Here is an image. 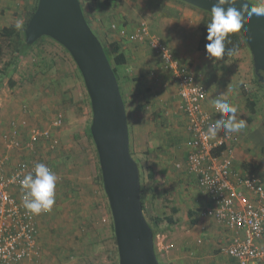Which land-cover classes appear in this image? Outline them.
<instances>
[{"label": "rangeland", "instance_id": "obj_1", "mask_svg": "<svg viewBox=\"0 0 264 264\" xmlns=\"http://www.w3.org/2000/svg\"><path fill=\"white\" fill-rule=\"evenodd\" d=\"M21 1L0 0V33L4 27L16 25L17 21H22L20 30L24 27L27 16ZM248 1L260 7L255 0ZM80 2L92 30L106 48L118 41L125 50L127 44L124 42H126L142 46L141 48L149 50L148 54H150L151 48L147 44L133 43L129 38H122L112 28V25L116 24L119 27H125L128 32H133L144 15L148 17L144 20L151 29L163 37V34L150 22L153 17L149 12L143 13L138 9L142 6H139V0H112L109 4H106L104 0H80ZM199 11L204 16V13ZM36 43L25 56L17 61V53L14 52V46H11L10 40L0 38V44L3 46V57L0 60V110L7 96L15 95V92L19 90L18 93L24 97L31 88L33 92L36 91L38 97L42 92L48 96L46 105L51 115L48 122L51 119L54 120L58 114H63L65 117L64 125L54 130L55 135L61 131L60 134L58 133L60 146L57 149V160L53 170L57 177L55 204L52 210L40 219L39 240L43 254L37 264H119L113 218L100 174L99 157L93 139L87 135L93 114L83 77L72 56L62 45L49 37L41 38ZM168 47L172 50L170 46ZM154 56H157L156 53ZM175 56L179 59L176 54ZM223 58L225 60L221 64L227 67L224 76L230 75V79L226 80V88H237L246 95V98L255 102L254 113L250 111L247 103L244 104V100L239 103L241 118L249 124L250 129L246 130L251 132L254 127L264 125V83L261 86L255 81L253 58L249 48L245 47L236 55ZM13 61H16L14 65L11 64ZM143 63L138 70H134L128 63L119 67L120 86L127 102L130 133L132 130L131 151L133 158L141 167L144 214L147 221L157 230L159 229L155 241L156 252L161 264H177L173 258L175 250L171 248L170 252H166L165 247L181 239L178 222H182L184 214L182 216L181 213H184L194 200L191 197L194 185L190 187L189 194L184 199L183 186L179 182V173L182 175L183 172L174 167L173 165L177 162L167 156L168 153H174L176 149L171 146L165 149L161 144V141H164L161 140V136L167 130L170 136L173 133L169 120L174 121L177 118V112L175 113L177 108H170L163 101L161 94H155L156 96L152 97L153 94L149 90L152 88L146 89L143 93L141 90H136L135 93L125 90L133 71L141 75L145 72ZM155 68L154 72L159 71L157 77L160 81L153 82L162 89L169 74L163 70V66L158 69L156 65ZM156 92L160 90L157 89ZM25 104L30 107L28 101H22L20 107ZM178 113L180 114L179 111ZM37 126V128L42 127L41 124ZM27 131L25 129V132ZM250 144L252 148L247 153L258 158L256 164H250L253 170L255 168L256 176L264 182V144L259 146L253 141ZM40 156L46 161L45 154ZM165 159L168 160L164 164ZM170 162L172 167L169 166ZM154 164L157 168L164 167L167 170L168 180H164L161 171L155 169ZM151 170L159 171L155 180L149 178ZM82 206L88 211L86 218L90 217L87 218L89 223L94 224L92 226L94 229L87 230L96 234L94 239L96 241L93 243L91 239L89 245L82 242V218H84ZM174 207L179 209L177 214L172 212ZM166 215L173 217L176 223L171 225L166 220L156 223L157 219L164 218ZM85 225L87 227V224ZM91 245H94L96 249H91ZM87 246H90V250L94 253L88 252ZM185 261L186 263L182 264H197Z\"/></svg>", "mask_w": 264, "mask_h": 264}, {"label": "built area", "instance_id": "obj_2", "mask_svg": "<svg viewBox=\"0 0 264 264\" xmlns=\"http://www.w3.org/2000/svg\"><path fill=\"white\" fill-rule=\"evenodd\" d=\"M112 28L122 38L147 44L159 55L163 70L169 74L164 86L175 87L181 100L179 112L187 119L190 135L185 169L196 176L199 187L214 206L204 210L203 215L232 231L226 236L220 253L238 264H264V183L255 174L238 172L232 155L224 157L226 147L235 140L232 133L220 132L215 139L208 137L209 126L221 118L216 109L210 111L205 104L208 88L159 35L151 32L146 22H141L133 32L116 24ZM64 122L63 114H58L49 128L41 129L30 127L23 119L20 124L12 123V131L3 135L7 149L26 151V156L10 169L8 159L0 161V264H34L41 258L39 221L48 212L35 215L24 208L25 190L21 181L29 173L34 175L37 163L45 164L53 172L54 167L44 161L40 150L58 148L59 141L53 131ZM18 125L28 131L18 130ZM21 135L27 139L22 140ZM222 147L225 149L221 153L216 152ZM178 168L183 169V166L180 164ZM171 248L173 245L168 244L166 252Z\"/></svg>", "mask_w": 264, "mask_h": 264}, {"label": "crops", "instance_id": "obj_3", "mask_svg": "<svg viewBox=\"0 0 264 264\" xmlns=\"http://www.w3.org/2000/svg\"><path fill=\"white\" fill-rule=\"evenodd\" d=\"M139 1V6H142L138 9H140L143 13L149 12L151 17H153V19L150 17V22L157 31L163 34V37H161L163 38V42L172 48L173 52L184 64L190 66L197 78L208 88L209 97L205 103L208 109L213 111L215 109L214 101L217 98H220L228 102L236 109L235 116L237 122L241 119L244 120L241 118V106L239 103L244 100V104H246L248 98H246V95L237 88H226V80L230 79V75L228 77L224 76L227 71V67L222 65L221 62L225 59L222 58L217 61L215 58H210L208 54L198 50V43L201 38L200 25L204 17L203 14L200 13L199 9L178 0ZM255 1L260 5V7L264 6V0ZM34 2L35 0L21 1L23 10L26 12V16L28 15V12L33 9ZM137 6L138 5L136 4V7ZM145 17L148 18L144 15L141 22H146L144 20ZM149 28L152 33L159 35L155 30L151 29L150 25ZM124 43L127 45L125 46L126 49H123V51L128 58V65L130 67L134 70H138L141 63L145 62L142 65V67L144 66L143 68H145V72L141 75L139 73L136 74L133 71L132 77L128 79V82L126 83L125 90L129 93L130 91L135 93L136 90H141L143 93L146 89L152 88L149 89L153 94L152 97H154L155 94H161L160 96L163 101H165L170 108H177V110L175 109V113L177 112V118H175L174 121L169 120V125L172 127L171 129L173 133L170 136V134L167 133V130L163 136H161V140H164L163 142L161 141V144L162 147H165V149L169 146L176 149L174 153H168L167 156L169 158H173L174 161L177 162L173 165L174 167L178 168V165L180 164L183 166V169L179 168L181 173L183 172L182 175L179 173V182L182 184L184 191L182 197L185 199L189 194L190 187L194 185V191L191 194V197L194 198V200L191 201L190 207L184 211V213H181L182 211L180 210L181 215L183 216L184 214L182 222H178L180 225L178 232L181 235V239L177 243L174 242V244H172L173 250H175L173 255L175 262L177 264H182L183 262L186 263L185 260H188L191 263L197 264L204 262V264H238L233 259L220 253V247L225 242L226 236L231 235L232 231H230L225 225L219 224L214 218L203 215L204 210L208 207H214L213 203L211 202V199L207 198L203 189L199 187L196 181V176L187 172L185 169L187 156L190 150V135L187 131V119L183 113H178L181 100L175 87L171 86L169 88L162 85V89H160L153 82L160 81V78L157 77L159 71L154 72L156 65L158 69L160 66L162 68V62L159 55L156 53L157 56H154L155 52L152 49L150 50L151 53L148 54L149 50L147 51L146 49L141 48L142 46H138L137 44L134 45L132 43ZM166 81H169V76ZM157 89L158 91L160 90V92L157 93ZM18 91L19 90L15 92V95H9L6 97L3 108L0 110V161L4 158L8 159V169L16 166V164L26 156V151L17 149L11 150L7 149L5 146L3 135L4 133L12 131V123L20 124L23 119H26L29 122L30 127L37 128V125L41 124L42 127L40 128L46 129L49 128L53 122V119L48 122L51 115L48 111V106L46 105L48 96H46L45 92H42L38 97L36 91L33 92L30 88L23 97L20 93H18ZM22 101H28L30 107L27 104L20 107ZM257 127H254L251 132H248L246 129H250L249 124H245V127L242 130L237 133H232L235 140L231 143V145L226 147V151L224 152V157H227L228 154L233 156L234 168L242 174L256 175L254 172L255 168L253 170L250 163L256 164L258 162V158L256 159L254 155L248 154L247 152L252 148L250 144L252 141L259 146H263L262 144H264V125ZM18 130L22 132L25 131V129L20 125H18ZM58 133L60 134L61 131ZM58 133L57 135L54 133V136L57 137V139L59 138ZM20 138L25 140L27 139V136L21 135ZM130 144H132V130L130 133ZM59 146L60 145H58V147ZM57 149H54L55 151H48L46 149L45 152L43 151V148L40 150V154L46 155V162L52 164L53 167L55 166L54 164H56L57 160ZM172 154L173 156H171ZM167 160L168 159L164 160V164L167 163ZM156 166L157 165H155V169L161 171L160 173L164 176V180H168L169 176H166L167 170H165L164 167L157 168ZM169 166L172 167L171 162ZM250 168H252V170L248 171ZM155 173L157 176L159 171H155ZM91 183H93V180H91ZM85 197L86 200H88L87 195H85ZM87 212L88 211H86L85 207L82 206V213L84 214V218H82V242L85 244L91 242V239H93V243L96 241L94 240L96 238L95 232L91 231L90 233L89 230H87L88 228L94 229L92 227L94 224L91 222L89 223L87 219L90 217L86 218ZM85 224H87V227ZM38 242L41 246L40 240ZM89 247L90 246H87V251L94 253L90 250V248L96 249V247L94 245H91L90 248ZM42 254L43 252L41 251V257ZM39 260L34 264H37Z\"/></svg>", "mask_w": 264, "mask_h": 264}, {"label": "water", "instance_id": "obj_4", "mask_svg": "<svg viewBox=\"0 0 264 264\" xmlns=\"http://www.w3.org/2000/svg\"><path fill=\"white\" fill-rule=\"evenodd\" d=\"M180 1L208 12L217 2ZM244 3L249 10L259 7L248 0H237L234 6L240 8ZM240 33L251 52L255 73L264 83V16L253 15ZM43 37L62 45L83 77L91 102V135L113 218L119 264H161L154 232L143 210L141 171L131 154L129 120L120 84L80 0H39L25 29L26 44L33 45Z\"/></svg>", "mask_w": 264, "mask_h": 264}, {"label": "clouds", "instance_id": "obj_5", "mask_svg": "<svg viewBox=\"0 0 264 264\" xmlns=\"http://www.w3.org/2000/svg\"><path fill=\"white\" fill-rule=\"evenodd\" d=\"M237 0H217L211 8V22L207 24L208 43L205 45L210 58L219 61L224 56L232 55L235 49H226V41L229 34L239 33L248 24L253 15L264 16V6L248 8L242 4L235 7ZM227 5V7H225ZM248 9L247 11H245ZM17 29L22 27V21H17ZM214 107L220 114V119L209 126L207 135L215 139L218 133L225 135L237 133L245 127L244 120H236V109L223 99L217 98ZM57 177L52 170L43 163H37L34 167V175L29 173L21 181L25 190L23 196L24 208L35 215L41 212H49L55 204V189Z\"/></svg>", "mask_w": 264, "mask_h": 264}, {"label": "trees", "instance_id": "obj_6", "mask_svg": "<svg viewBox=\"0 0 264 264\" xmlns=\"http://www.w3.org/2000/svg\"><path fill=\"white\" fill-rule=\"evenodd\" d=\"M38 1L39 0H36V5H34L33 9L28 12L27 19H26L25 25L22 28V30L17 29L16 25H13L10 27H4L1 30L0 38H6V39L10 40V43L12 44L11 46H14V52L16 51V53H17V61L19 60L20 57L25 56L28 53V51L33 47V45H27L26 44L25 29H26L27 24H28L29 20L31 19L32 15L34 14V12L37 9ZM111 1L112 0H104V2L106 4H109ZM178 1H180V0H178ZM82 8H83V6H82ZM196 9H198V8H196ZM199 10H201V9H199ZM201 11L204 13V17H203L201 25H200L201 38H200L199 43H198V50L207 54L206 48H205V45L208 43V40H207V36H208L207 24L211 22V13L208 11H204V10H201ZM88 23L90 24L89 21H88ZM44 38H46V37H43L42 39H44ZM228 40H230V43L226 41V49H235V50H234L232 55L224 56V57L234 56L237 53H239L241 50H243L245 47L248 48V46L245 42V39L243 38V36L240 32L229 34ZM35 44H37V43H35ZM104 49H105V52L108 56L109 61L111 62V65L114 69V72L117 76L118 82L120 84L119 67L125 66L128 63V58H127L125 52L123 51V47H122L120 42L115 41V42L111 43L108 46V48H106L104 46ZM2 57H3V46L0 44V60L2 59ZM15 62L16 61H13L11 64L14 65ZM254 74H255V81L259 85L262 86L263 83L259 81V78L256 75V73H254ZM12 85H13V83H12ZM120 89H121V86H120ZM121 93H122V91H121ZM122 96H123L125 105H127L126 104L127 102L124 98L123 93H122ZM247 106L249 107L251 112H253V113L255 112V102L249 98L247 100ZM87 135L91 139H93L92 135H91V126L87 129ZM224 149L225 148L222 147V148L218 149L216 152L221 153V151H223ZM131 154L133 155L132 151H131ZM138 165H139V162H138ZM139 168H141L140 165H139ZM100 172H101V169H100ZM101 176H102V174H101ZM149 178L151 180L156 179V173L154 170L150 171ZM141 180H142V176H141ZM141 192H142L143 210H145V203H144V199H143V195H144L143 186H142ZM178 211H179V209L177 207L172 208L173 213L177 214ZM163 220H166L171 225H174L176 223V221L173 219V217L168 216V215H166L164 218L157 219L156 223L158 224L160 222H163ZM149 224L153 229L154 240L156 241V237L159 234V229L157 230L153 224H151V223H149ZM113 231H114V224H113ZM114 238H115V234H114ZM155 249H156V246H155ZM156 254H157V252H156ZM157 257H158V254H157ZM158 259H159V257H158Z\"/></svg>", "mask_w": 264, "mask_h": 264}]
</instances>
